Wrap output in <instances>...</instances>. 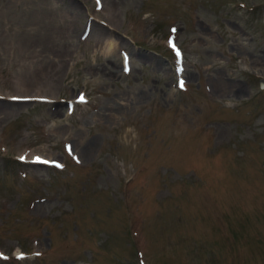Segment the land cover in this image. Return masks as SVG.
<instances>
[{"label": "rangeland", "instance_id": "374dc122", "mask_svg": "<svg viewBox=\"0 0 264 264\" xmlns=\"http://www.w3.org/2000/svg\"><path fill=\"white\" fill-rule=\"evenodd\" d=\"M261 81L264 0H0V264H264Z\"/></svg>", "mask_w": 264, "mask_h": 264}, {"label": "bare ground", "instance_id": "6f19581e", "mask_svg": "<svg viewBox=\"0 0 264 264\" xmlns=\"http://www.w3.org/2000/svg\"><path fill=\"white\" fill-rule=\"evenodd\" d=\"M58 12H59V9H58ZM67 14L65 13V14H62V13H60V16H56V15H52V18H55V19H64L65 18V16H66ZM67 16H71V14H68ZM104 16V15H103ZM108 18H109V16H107ZM106 17V18H107ZM111 17V16H110ZM110 19V18H109ZM68 20V19H67ZM60 21V20H59ZM112 46V47H111ZM113 49H115V47L112 45V43L111 42H109L108 43V48L104 51V52H107V53H109L111 50L113 51ZM126 64V62L124 61V63H123V65H125ZM257 69V68H256ZM253 71L254 72H256V70L255 69H253ZM260 84H261V87L264 85V81H261L260 82ZM76 97H77V95H76ZM54 98V97H53ZM84 100H85V98H84ZM50 125H52V123L50 124ZM51 132V131H50ZM38 158V157H37ZM44 159H48V160H53L54 158H48V157H40L39 159H37V160H44Z\"/></svg>", "mask_w": 264, "mask_h": 264}, {"label": "snow or ice", "instance_id": "6c2138e0", "mask_svg": "<svg viewBox=\"0 0 264 264\" xmlns=\"http://www.w3.org/2000/svg\"><path fill=\"white\" fill-rule=\"evenodd\" d=\"M181 87H183V82H181ZM81 99H83V97H81ZM21 159H23V157H21ZM39 159V158H36Z\"/></svg>", "mask_w": 264, "mask_h": 264}]
</instances>
